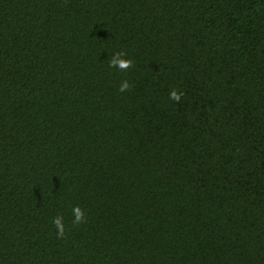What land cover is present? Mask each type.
<instances>
[{"label":"trees","instance_id":"trees-1","mask_svg":"<svg viewBox=\"0 0 264 264\" xmlns=\"http://www.w3.org/2000/svg\"><path fill=\"white\" fill-rule=\"evenodd\" d=\"M0 264H264V0H0Z\"/></svg>","mask_w":264,"mask_h":264},{"label":"clouds","instance_id":"clouds-1","mask_svg":"<svg viewBox=\"0 0 264 264\" xmlns=\"http://www.w3.org/2000/svg\"><path fill=\"white\" fill-rule=\"evenodd\" d=\"M127 54L124 52H116L112 55V57L109 60V67L110 68H118L122 72H126L128 69H130L133 66V61L131 59H125ZM131 88V85L125 80L123 81L118 91L123 93ZM183 96V92H178L176 89H172L169 93V99L174 102H179L181 100V97ZM72 214H73V225L79 226L80 224L84 223V212L80 208V206L76 205L72 208ZM64 217L62 215H57L53 218L52 223L55 225L56 228V235L57 238H63L65 235V226L63 223Z\"/></svg>","mask_w":264,"mask_h":264}]
</instances>
